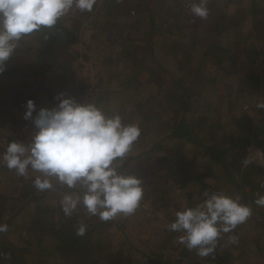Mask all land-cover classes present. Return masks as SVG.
I'll return each mask as SVG.
<instances>
[{
	"label": "rangeland",
	"instance_id": "rangeland-1",
	"mask_svg": "<svg viewBox=\"0 0 264 264\" xmlns=\"http://www.w3.org/2000/svg\"><path fill=\"white\" fill-rule=\"evenodd\" d=\"M189 6L190 0H97L91 12H70L67 20L76 23L78 41L64 48V58L69 61V73L62 70L58 73H45L40 65L38 72H34L32 67L37 65L35 56L30 55V51H24L20 66L12 78L19 82V86H27H12L13 99L9 95L0 97V153L5 151L9 143L8 137L13 133L20 136L13 140L24 143L31 140L35 132L34 125L31 120L23 119L29 99L35 102L38 111L41 107L56 106L58 101L55 97L59 93L74 97L81 103H95L102 96L99 108L106 114L118 113L125 123L140 125L139 114L133 112L136 103L145 100L151 107L158 106L156 94H164L163 87L166 89L171 86L174 79H180L183 74L179 70V57L185 63L202 68V81L209 75L215 77L213 85L199 88L201 98L193 97L187 108V114L190 115H209L207 117L210 123L204 122L202 129L213 126L216 128L215 121L220 120L223 125L221 133L230 134L233 129L231 117L235 113L247 112L258 118L259 122L264 120V109L257 108V104L264 101V0H209L207 19L192 16L188 11ZM143 9L145 10L142 11ZM222 22L230 27L228 31L225 32L222 28L216 30L217 27H214ZM217 39L222 41L223 48L205 55V48ZM252 44L257 49L258 59L247 57L245 60L246 49ZM243 60L245 61L241 63ZM249 62L258 66L261 84L254 90L245 89V92L240 89V85L241 77L245 76L246 71L241 70L243 67L249 68ZM239 67L241 70H238ZM157 68L160 80L154 73ZM239 71L242 74H237ZM68 74L75 77L73 88L72 82L69 85L65 83ZM190 88L197 89V86L191 85ZM214 89L218 92L210 93ZM178 92H181V88H178ZM176 101L166 104L169 111L164 112L166 121L183 118V105ZM3 106H8L4 112L1 111ZM9 112L11 116L8 118L6 114ZM35 115L34 112L33 116ZM145 125L139 126L141 136L127 157H136L134 165L132 162L131 168L124 169L142 179L144 198L134 214L120 215L108 222L88 215L83 207L78 208L70 217L65 216L60 204L61 195L79 194L78 191L56 185L53 191L39 192L33 187L31 179L18 176L15 171L0 163V194L11 196L8 199L11 202L10 213L25 202L23 195H27V192L30 195L43 194L50 201H55L53 207L58 210L55 212L58 225L87 226L86 234L82 237L86 238L89 245L77 241L80 245H76L65 258H62L63 253L58 252L55 239L46 236L47 233L41 236L37 229L33 233H24L28 242L34 243V247L37 242L43 241L39 251L28 245L23 246L29 252L34 248L40 254V259H45L41 264H56L60 259H67L70 264H74L75 259L80 264H143L145 257L161 250L164 264H179L178 261L181 260L185 264L186 256L181 254L183 245L179 242L182 233L177 232L174 235L167 227L174 221L175 212L185 207L188 202L184 193L186 189L177 191L180 188L177 189L174 180H171L164 169L166 162L173 161L174 155L167 157L168 147L161 150V155L164 156V159L160 158L161 161L156 159L155 153L150 154L151 157L142 153L151 144L154 150L162 146L168 140L171 128L154 121ZM178 144L177 159L178 154L186 157L189 155L195 158L196 165H203L204 158L202 160L199 154L192 153L183 143ZM257 149L250 147L247 155L251 159L249 164L253 163L264 169V162L255 158ZM190 158L188 157V161ZM149 162L154 165L153 169ZM4 174L10 178H6ZM257 174L260 173L256 172L253 176L257 183L250 192L255 197L264 195V176H256ZM207 182L214 184L215 180L210 178ZM226 183L227 179L218 180L215 186ZM210 186L211 184L205 191L215 188ZM16 187L20 198H12L16 194ZM21 189L27 192H21ZM3 201L5 200L1 195L0 202ZM49 204L52 205L51 202ZM245 205L252 209L250 217L254 218L259 213V220L264 222V207L256 203ZM21 220L26 224V220L19 215L16 221L21 223ZM253 222L247 219L245 225H238L239 228L226 238L232 247L233 257L235 253H240L241 258L236 257L233 261L230 258L224 264H264V226ZM16 225L17 229L7 232V237L14 241L18 240L16 233L21 231L17 222ZM231 236L236 237L235 243L230 241ZM248 244L252 245V250L246 249ZM75 252L81 258H75ZM200 260L201 257L195 264H205L199 262Z\"/></svg>",
	"mask_w": 264,
	"mask_h": 264
},
{
	"label": "clouds",
	"instance_id": "clouds-1",
	"mask_svg": "<svg viewBox=\"0 0 264 264\" xmlns=\"http://www.w3.org/2000/svg\"><path fill=\"white\" fill-rule=\"evenodd\" d=\"M209 0H190L188 11L207 19ZM97 0H0V73L15 55L25 37L42 28L52 29L72 11L91 12ZM52 108L26 102L23 119L31 120L35 132L27 143L13 140L0 153V163L18 176L31 179L39 192L53 191L59 185L78 189L79 194L65 193L60 201L65 216L83 207L88 215L108 222L117 216L134 214L144 198L141 178L121 170L134 144L141 136L135 123H125L121 115L106 114L95 103L77 101L59 93ZM264 109V101L257 104ZM36 113L33 116V113ZM255 158L264 162V150ZM251 163L245 158L243 164ZM55 182V183H54ZM204 199L194 207L175 212L167 227L182 233L179 242L200 257L215 258L222 234L232 233L252 215L250 206L239 197L223 192L205 191ZM264 207V195L255 200ZM8 230L0 224V233ZM87 226L79 225L77 236H84ZM230 241L235 243L236 237Z\"/></svg>",
	"mask_w": 264,
	"mask_h": 264
},
{
	"label": "trees",
	"instance_id": "trees-1",
	"mask_svg": "<svg viewBox=\"0 0 264 264\" xmlns=\"http://www.w3.org/2000/svg\"><path fill=\"white\" fill-rule=\"evenodd\" d=\"M144 10L145 9L142 11ZM67 18L68 14L62 17L54 28H42L41 31L34 32L20 41L15 55L7 63L6 70L3 73H0V97L9 95L10 98L13 99V93L11 91L12 86H27V84H21V86H19V82L12 78L20 66V58L24 51H30V55L33 54L35 56V64L37 65L32 67L34 72H38L40 65V68L42 66L45 73L51 71L58 73L59 70L69 73V67L67 63L69 61L64 58V48L77 43L78 32L75 30L76 23L70 21V19L68 21ZM151 22H153V19ZM223 24L224 22H222L221 25L217 24L214 27H217L216 30L222 28L225 32L228 31L230 27ZM221 40L217 39L209 43V45L205 48V55L213 54L222 49L223 44ZM237 41L238 40H236V42ZM246 52L247 56L245 57V60H247V57L252 60H254V58L258 59L257 49L253 44L249 47V49H246ZM245 60H243L241 63H243ZM250 63L251 62H249V64ZM178 65L180 73H183L181 78L179 79L178 77V79H174L172 85L166 89L163 87L164 94L160 92L156 94L159 101L156 108L149 106L145 100H141L139 103H136L135 109H133L134 113L137 112L139 114V126H146L145 124H147V122L150 123L151 121H154L156 124L163 123L171 128L167 138L168 140L165 141L162 146L154 150V148H151L153 145H150L149 143V148L143 149L142 153L146 155L148 154V156H150L152 153H155L157 155L156 159L161 161V159H164V156L161 155V150H166L168 147L166 155L167 157L174 155V159L171 162L167 160V165L163 166L165 172L169 173L171 180H174L177 189L180 188L177 191L182 192L186 189L184 193L188 197V202L185 205L187 207H194L203 201V194L209 184H211L210 187H212L215 186L216 181H224L225 179H227V183L225 185L219 186L218 184L215 186V188L206 191L210 193L223 192L231 197H239L242 204L255 203V200L258 197L250 195L253 185H256L257 183L255 177L253 178V176L256 172L260 173L261 176H264V169H261L262 166H257L253 163L245 166L243 161L245 158H247L250 147H256L258 149L264 150V120L261 119L259 122L258 118L251 116L247 112H242L239 114L235 113L234 116L231 117L233 129L230 134L229 132H224V134L221 133V128L223 125L220 120L215 121L217 124L216 128L213 126L207 129H202L201 126L204 124V122L208 121L210 123V120L207 117L209 115L206 113L205 114L207 116H197L193 113L190 115L187 114V108L189 107L190 100H193V97L196 96L198 97L197 99L201 98L202 93L199 88L207 87V85H213L215 83V77L209 75L204 81H202V76L200 75L202 68H196L187 62L185 63L181 57L178 59ZM254 65L255 63H252L250 64L249 68L243 67L242 70L240 67L238 68V70L246 71L245 76L243 75L241 77L240 89L242 91L243 89L248 91L254 90L261 84L260 73L257 70L258 66ZM158 72L159 69L157 68L154 73L155 76H157V78L160 80ZM237 74L240 75L242 73L239 71ZM71 82L73 88L75 77L68 74L65 83L69 85ZM249 84L251 85L248 86ZM191 85L197 86V89L190 88ZM178 88H181L180 93L178 92ZM217 92L218 91L214 89L213 92L210 93L214 94ZM102 99V96L97 98L95 103L98 107L102 102ZM169 101H176L183 105L184 112L182 119L172 122L166 121L164 119V112H169L166 105ZM5 107L3 106L1 111L8 108V106ZM6 115L8 118L11 116L10 112ZM262 117L264 116L262 115ZM19 138L20 136L13 133L9 135L8 141L10 143L11 140ZM180 142L187 146L192 151V153L199 154L202 160L204 158L205 161L202 165L203 167L196 165L195 158L189 155L188 157H191L190 161H188V157L179 154L178 159L176 158V149L178 147L177 145H179L178 143ZM145 145H148V143ZM169 149L170 151L168 152ZM150 157H148V160H151ZM135 158L136 157L127 158L124 163V167L121 170L123 171L126 167L128 169L131 168L130 166H132V162ZM153 167L154 165L151 164L150 168L153 169ZM260 174H257L256 176H259ZM4 176L8 179L10 178V176L7 174H4ZM210 178L215 180L214 184L207 182V180ZM262 181L264 182V179ZM74 190L79 192L78 189ZM20 191L27 192L25 189H21ZM1 195L4 197L5 201L0 202V224H7L8 230L4 233H0V264H41V262L45 259H40V254H37L36 251L40 250L39 248L42 246L43 241L37 242L34 247V243L32 241L28 242V238L25 236L26 234H24L31 232L33 233L36 231V229L37 231H40L41 236L46 235L47 233L46 236L55 239V242H57L58 252L63 253L62 258H65L67 254L70 255V252L74 250L73 248H76V245H80L77 244V241H79V243H86L89 245V242L86 241V238L76 235V230L78 227H61L58 225L59 221L57 214L55 213L57 208L53 207V203L55 201H50L48 196H44L43 194L30 195V192H27V195H23V197L26 199L25 202L17 206V210H15L13 213H10L11 202H9L8 199H10L9 197L11 196H6L3 193H1L0 196ZM62 196L63 194L60 197L61 199ZM16 197L20 198V195L17 194V187L16 194L13 195L12 198ZM49 202H51L52 205L49 204ZM19 215L20 217H23L24 220H26V224L22 223V220L21 223L16 221L18 220ZM252 218L253 217H249L248 220L251 222H256V225L264 226V222L259 220V213H256L254 218ZM16 222L20 226L21 231H18L19 234L16 233L18 240L14 241L7 237V232H13L14 228H18ZM243 225H245V223L241 224V226ZM176 233L177 232H174V235ZM229 235L230 233L221 235L217 243L214 259L211 256L206 258L201 257L199 262L205 264H224L225 262H228L230 258L232 261L233 259L236 260L237 258H241L240 253H235V258L233 257L231 250L232 247H230V243L226 241V238H228ZM24 245L34 247L36 248V251H34L33 248L31 251L32 253L29 252L28 250H25L23 247ZM246 247V249L252 250L251 244H248ZM182 249L183 250H181V254L186 256L185 264H195L196 261H198L200 256H198L194 250L189 251L184 245L182 246ZM24 251H26V253H24ZM162 251L163 250L154 252L150 256L145 257L143 264H164L162 262ZM17 252H21L23 254H18ZM73 256L75 258H81V256H77L76 252ZM73 262L74 264H80L76 259L75 261L73 260ZM178 262L179 264H184V261L182 260ZM166 263L173 264L170 262ZM56 264L70 263L67 262V259H60Z\"/></svg>",
	"mask_w": 264,
	"mask_h": 264
}]
</instances>
